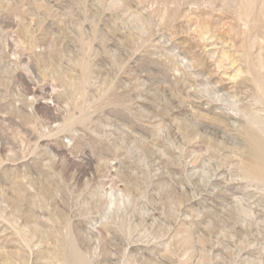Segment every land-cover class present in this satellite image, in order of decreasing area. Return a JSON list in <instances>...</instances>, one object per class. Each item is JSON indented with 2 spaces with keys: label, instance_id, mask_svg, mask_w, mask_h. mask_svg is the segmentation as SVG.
<instances>
[{
  "label": "rangeland",
  "instance_id": "1",
  "mask_svg": "<svg viewBox=\"0 0 264 264\" xmlns=\"http://www.w3.org/2000/svg\"><path fill=\"white\" fill-rule=\"evenodd\" d=\"M263 147L264 0H0V264H264Z\"/></svg>",
  "mask_w": 264,
  "mask_h": 264
},
{
  "label": "bare ground",
  "instance_id": "2",
  "mask_svg": "<svg viewBox=\"0 0 264 264\" xmlns=\"http://www.w3.org/2000/svg\"><path fill=\"white\" fill-rule=\"evenodd\" d=\"M254 155H255L256 159L258 160V162H259V164L261 166V170L260 171L264 174V147L261 148L260 150L256 149Z\"/></svg>",
  "mask_w": 264,
  "mask_h": 264
}]
</instances>
